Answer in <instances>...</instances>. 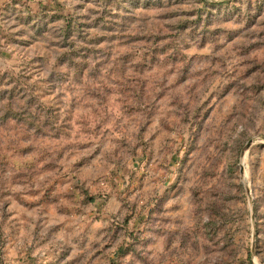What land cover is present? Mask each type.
<instances>
[{"label":"rangeland","instance_id":"rangeland-1","mask_svg":"<svg viewBox=\"0 0 264 264\" xmlns=\"http://www.w3.org/2000/svg\"><path fill=\"white\" fill-rule=\"evenodd\" d=\"M0 264H264V0H0Z\"/></svg>","mask_w":264,"mask_h":264}]
</instances>
